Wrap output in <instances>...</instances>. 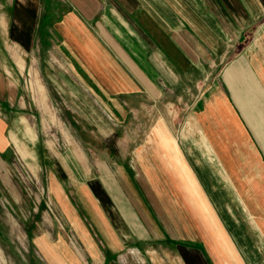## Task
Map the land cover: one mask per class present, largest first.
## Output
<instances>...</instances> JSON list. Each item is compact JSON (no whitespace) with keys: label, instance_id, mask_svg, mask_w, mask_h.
Returning <instances> with one entry per match:
<instances>
[{"label":"crops","instance_id":"0c3cea01","mask_svg":"<svg viewBox=\"0 0 264 264\" xmlns=\"http://www.w3.org/2000/svg\"><path fill=\"white\" fill-rule=\"evenodd\" d=\"M190 2L0 0V154L16 145L36 171L48 146L12 108L29 63L75 103L72 112L94 104L115 122L143 109L150 116L153 102L179 104L184 93L169 100V84L207 83L190 102L200 127L190 122L178 134L194 169L162 118L118 171L124 196L99 163L94 176L78 148L57 159L54 198L76 235L54 240L50 264H264V111L241 109L232 89L247 72L264 92V0ZM17 115L37 142L17 124L10 136Z\"/></svg>","mask_w":264,"mask_h":264},{"label":"rangeland","instance_id":"374dc122","mask_svg":"<svg viewBox=\"0 0 264 264\" xmlns=\"http://www.w3.org/2000/svg\"><path fill=\"white\" fill-rule=\"evenodd\" d=\"M183 1L191 4V0ZM38 70V68L34 69L30 63L28 68L23 70L21 82L15 87L12 108L30 118L48 146V149L43 151L44 156L48 153V158H44L42 167L39 168L38 164V171H36L21 156L16 145L14 147L18 154L11 148L6 156L0 154V264H50L53 260L50 259L52 255L49 252L54 254L53 248L59 249L60 246L55 244L54 240L60 236L74 238L73 236L76 235L75 229L67 226L62 217L60 208L63 203L60 204L59 200L54 198L50 179L53 172L62 173L63 167L57 159H60L66 151L70 152L71 149L78 148L88 159V166L91 167L94 176L98 175L96 164L99 163L105 182L108 186L111 184L110 190L118 191L121 196H124L122 190L124 187L122 188L121 185L122 174L118 171L129 164L128 159L131 151L135 150V143L139 144L150 130V125L162 118L187 162L193 168L187 151L179 143L178 134L180 129L190 122L195 127L199 126L191 114L190 102L197 92L201 94L206 90V81L200 84L186 83L181 86L169 84V100H176L174 95L176 90L184 93V99L179 104L166 106L162 102H153L150 116L143 109L135 118L128 117L122 122H115L94 104L93 108L91 104L80 105L85 111L82 115L72 112L70 108H74L75 103L72 105L73 101L65 102L59 94H56L53 84L43 83ZM42 70L45 74V68ZM242 84L249 95L253 93V97L250 95V100H244L241 97L240 91L242 96L244 95ZM242 84H232L234 97L239 107L251 109L258 106L264 111V92L255 79L244 72ZM140 103L142 104L143 100H137V104ZM252 103L255 105L253 106ZM15 124L20 136H23L22 129L25 127L24 132L29 133L37 142L35 130L24 115L15 117L10 136L12 129L16 128ZM155 130L156 134H163L164 128L161 121ZM119 162H123L124 165ZM61 175L60 177H63ZM66 191L78 210L77 217L80 218L81 205L77 201L76 193L74 194L75 188L68 187ZM84 220L91 225L86 216ZM92 233L94 234L93 228ZM58 252L63 251L58 250Z\"/></svg>","mask_w":264,"mask_h":264},{"label":"bare ground","instance_id":"6f19581e","mask_svg":"<svg viewBox=\"0 0 264 264\" xmlns=\"http://www.w3.org/2000/svg\"><path fill=\"white\" fill-rule=\"evenodd\" d=\"M17 51V50H16ZM21 52V51H20ZM22 58V57H21ZM26 59V58H25ZM24 59V60H25ZM19 63L21 64V68L23 69L24 68V62L23 61H19ZM26 68H24V70H25ZM79 251V250H78Z\"/></svg>","mask_w":264,"mask_h":264}]
</instances>
